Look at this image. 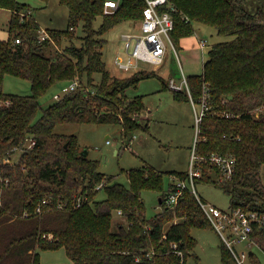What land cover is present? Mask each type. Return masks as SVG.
Returning a JSON list of instances; mask_svg holds the SVG:
<instances>
[{
  "label": "trees",
  "instance_id": "trees-1",
  "mask_svg": "<svg viewBox=\"0 0 264 264\" xmlns=\"http://www.w3.org/2000/svg\"><path fill=\"white\" fill-rule=\"evenodd\" d=\"M105 1L60 0L69 11L67 29L47 30L49 37L40 40L42 30L31 8L19 0H0V8L12 11L8 38L0 39V100L9 101L0 106V264H40V250L60 247L73 264H187L189 256L200 264L191 253L196 245L191 230L212 225L195 193L184 190L170 207L166 198L172 183L164 190L162 171L148 164L131 168L126 186L101 172L99 160L81 152L76 134L55 131L63 123H120L128 136L141 126L144 102L129 97L127 90L158 73L139 70L129 77H113L102 49L106 32L121 22L139 20L146 0H120L108 13ZM170 1L178 9L171 31L176 48L182 49V38L195 33V23L233 37L212 44L202 73L187 77L191 96L183 88L172 89L180 102L198 103L208 94L210 105L200 123L204 139L197 152L236 159L233 175L224 179L219 167L207 159L195 182L222 188L232 208L264 213V0ZM251 2L257 5L254 12L248 7ZM98 17L102 23L96 28ZM79 23L84 36L76 45L72 39ZM64 42L53 56L49 48L53 44L61 48ZM8 74L29 80L32 93H6ZM74 80L79 81L77 89L43 109L36 119L39 99L54 85ZM18 150L19 161L11 163ZM172 173L187 175V171ZM101 182L103 187L96 189ZM146 189L162 191L161 211L151 219L141 195ZM101 190L106 196L97 200ZM78 198L83 200L81 206H76ZM44 200L42 213H36ZM119 210L127 225L119 222L114 228L113 212ZM175 215L181 220L174 223ZM252 238L264 251V224L255 228ZM173 243H178L183 257ZM230 255L224 245L223 264H229ZM249 255L251 264H261L254 253Z\"/></svg>",
  "mask_w": 264,
  "mask_h": 264
},
{
  "label": "rangeland",
  "instance_id": "rangeland-1",
  "mask_svg": "<svg viewBox=\"0 0 264 264\" xmlns=\"http://www.w3.org/2000/svg\"><path fill=\"white\" fill-rule=\"evenodd\" d=\"M19 1L31 8L32 15L42 31L67 29L69 11L60 0ZM256 6L255 2H251L248 7L254 12ZM111 11L112 9H109V12ZM11 15V10L0 8V39L8 38V23ZM185 19L188 20V18ZM101 23L102 17H98L95 21V27L98 28ZM138 24V19L128 20L115 25L106 32L104 35L106 42L102 49L106 68L113 77L119 78L129 77L139 69L154 70L167 82L170 89L164 88L161 78L156 76L144 79L137 87L127 90L129 97H141L145 105L139 121L141 126L128 136L125 135L120 123H63L57 125L55 131L62 134H76L81 152L87 150L86 156L99 160L100 171L107 177H114V181L128 186L127 171L148 164L164 173V190H167L170 184V176L173 174L172 171L188 170L197 130L195 109L192 102L176 100L173 93V90L176 89H173L169 82L174 79L177 85H182L183 89L188 91L187 86L183 85V73L185 77L201 74L210 46L217 42L230 40L233 37L219 35L215 28L202 23H195V33L192 36L182 38V49L177 47V53L168 48L166 59L160 67H155L148 62H140L137 71L123 72L114 64V56L117 52L124 51L122 35L126 32L138 31ZM83 36V25L79 23L75 27L72 42L80 45ZM199 40L207 42V47L204 50L200 47ZM64 46L65 42L61 48L53 44V47L49 49L53 51L52 55L54 56L57 53L56 50H62ZM100 76V74L96 75L97 82L100 81ZM60 85V83L54 85L39 99L41 109L36 119L41 117L43 109L57 101L54 99V95L60 92ZM3 89L6 93L12 94L30 95L32 93L29 80L9 74L5 76ZM197 108H200L199 105ZM145 125H147V129L144 128ZM21 154L22 151L20 150L14 152L10 157L11 163H17ZM262 178L264 182V166ZM195 184L198 194L204 201L221 209L230 207V196L222 188L199 179L196 180ZM141 195L146 207V216L150 219L155 217L161 211L160 197L162 191L146 189L142 190ZM105 196V192L101 190L96 198L101 200ZM113 217L114 228L119 222L127 225L126 219L118 215L117 211L113 212ZM179 220L181 218L175 215L174 223ZM191 234L196 239V245L191 253L199 257L200 264H223L225 244L213 227L193 228ZM235 247L239 253L243 251L248 254L254 253L260 263L264 264V251L257 245L240 242L235 244ZM228 260L229 264H237L231 255ZM250 260V255H248L244 264H251ZM55 263L73 264L63 247L40 250V264ZM187 264H196L192 256L187 259Z\"/></svg>",
  "mask_w": 264,
  "mask_h": 264
},
{
  "label": "built area",
  "instance_id": "built-area-1",
  "mask_svg": "<svg viewBox=\"0 0 264 264\" xmlns=\"http://www.w3.org/2000/svg\"><path fill=\"white\" fill-rule=\"evenodd\" d=\"M118 5L119 1H105V12L108 13L109 9H115ZM176 11H178L176 5L170 0H146V6L142 10V17L138 20V31L126 32L122 35L124 51L117 52L114 56V64L116 67L123 72L137 71L140 62H148L155 67H160L166 59L168 48L177 53V48L171 37V31L174 28L173 13ZM48 37L47 31L44 30L39 36L40 40ZM15 42L20 43V39H16ZM199 45L204 50L207 47V42L205 40H199ZM183 76V85L187 86L189 95L191 96L187 85V77H185L184 73ZM169 84L176 90L183 88L182 85H177L174 79H171ZM78 86V80L63 85L60 92L54 95V99L60 100L65 94L76 90ZM3 104H9V101L4 102L0 100V106ZM192 105L195 109L197 127L194 150L190 159L187 175L180 177L177 174H171L170 182L172 183V187L166 198V204L174 207L178 203L183 191L190 189L195 193L201 210L232 253L236 263L244 264L245 258L249 254L245 251L239 253L235 244L240 242H249L250 245L254 244L252 234L255 228L264 224V213L256 210H245L241 207L221 209L214 204L204 201L200 197L195 186V178L202 175V163L208 159L214 165L218 166L222 179H224L233 175L236 159L232 155L212 153L208 156H203L197 152L198 142L204 139L200 136V123L206 113L205 111L210 105L208 94L204 93L198 103H195L192 99ZM197 105H199V109ZM33 144L34 142H31L29 147ZM103 185L104 182L99 183L96 189H101ZM82 202L83 200L78 198L76 206H81ZM46 203L47 201L44 200L39 204L36 208V213L41 214L43 205ZM117 213L118 215L122 214L121 210L117 211ZM173 249L178 255L183 257V252L178 248V243H173Z\"/></svg>",
  "mask_w": 264,
  "mask_h": 264
},
{
  "label": "water",
  "instance_id": "water-1",
  "mask_svg": "<svg viewBox=\"0 0 264 264\" xmlns=\"http://www.w3.org/2000/svg\"><path fill=\"white\" fill-rule=\"evenodd\" d=\"M87 152H88V151L85 150L83 153H84V154H87ZM55 264H67V263H55Z\"/></svg>",
  "mask_w": 264,
  "mask_h": 264
},
{
  "label": "crops",
  "instance_id": "crops-1",
  "mask_svg": "<svg viewBox=\"0 0 264 264\" xmlns=\"http://www.w3.org/2000/svg\"><path fill=\"white\" fill-rule=\"evenodd\" d=\"M251 253V252H250Z\"/></svg>",
  "mask_w": 264,
  "mask_h": 264
}]
</instances>
